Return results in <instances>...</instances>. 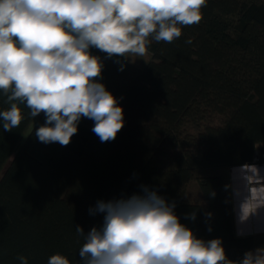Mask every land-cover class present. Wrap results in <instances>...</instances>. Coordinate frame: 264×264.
Wrapping results in <instances>:
<instances>
[{
    "label": "trees",
    "instance_id": "16d2710c",
    "mask_svg": "<svg viewBox=\"0 0 264 264\" xmlns=\"http://www.w3.org/2000/svg\"><path fill=\"white\" fill-rule=\"evenodd\" d=\"M201 11V22L182 27L174 42L153 41L143 69L104 60L100 82L124 112L114 141L101 143L94 122L82 118L69 145L41 143L35 129L45 117L31 118L23 104L19 128L0 124V264H20L21 255L47 264L54 254L81 264L76 226L85 234L99 228L104 214L89 209L142 194L141 185L175 201L181 223L198 238H221L229 259L264 247V234L237 235L225 175L200 176L203 200H185L198 169L253 164L264 143V0H207ZM5 100L0 93V111L9 107ZM192 212L196 220L185 219ZM206 212L213 213L207 223Z\"/></svg>",
    "mask_w": 264,
    "mask_h": 264
},
{
    "label": "clouds",
    "instance_id": "9594fccd",
    "mask_svg": "<svg viewBox=\"0 0 264 264\" xmlns=\"http://www.w3.org/2000/svg\"><path fill=\"white\" fill-rule=\"evenodd\" d=\"M206 6L207 0H0V93L9 105L0 111L3 131L19 128L23 104L31 118L45 117L35 129L41 143L69 145L82 118L94 122L91 130L101 143L114 141L124 112L100 82L104 60L146 57L153 41L172 43L182 27L199 24ZM141 189L89 209L103 213V223L87 234L76 226L84 240L81 264H264V247L229 259L221 238H198L181 223L175 201L147 185ZM224 190L230 191L238 236L249 234L253 220L258 230L264 226V174L256 164L234 167ZM212 216L206 212L205 222ZM185 219L195 221L196 212ZM17 259L28 264L23 255ZM47 264L70 260L54 254Z\"/></svg>",
    "mask_w": 264,
    "mask_h": 264
},
{
    "label": "rangeland",
    "instance_id": "374dc122",
    "mask_svg": "<svg viewBox=\"0 0 264 264\" xmlns=\"http://www.w3.org/2000/svg\"><path fill=\"white\" fill-rule=\"evenodd\" d=\"M36 122V119L30 124L29 128L25 131V134L23 138L21 139L20 144L24 142L26 139L28 133L32 129L34 123ZM259 168L262 170V174H264V143L259 144L258 151L256 153V158H255V163ZM234 167H223V168H207V169H198L195 173V178L190 180L186 187H185V200L189 202H197V201H202L203 200V193L198 181V178L203 175L207 174H220V175H225L228 179V183H230V175H231V170ZM230 195V191H229ZM235 223H236V230H237V218L235 214ZM249 234L243 235V236H249V235H254V236H259L261 234H264V228L261 227L259 230L257 228V222L253 220L250 224L249 227Z\"/></svg>",
    "mask_w": 264,
    "mask_h": 264
},
{
    "label": "crops",
    "instance_id": "0c3cea01",
    "mask_svg": "<svg viewBox=\"0 0 264 264\" xmlns=\"http://www.w3.org/2000/svg\"><path fill=\"white\" fill-rule=\"evenodd\" d=\"M153 54L152 52L149 50L148 51V55L142 59L140 58H136V57H130V59L132 60H128L129 62H131L133 65L137 66L138 68H144L148 62L152 59Z\"/></svg>",
    "mask_w": 264,
    "mask_h": 264
},
{
    "label": "water",
    "instance_id": "95a60500",
    "mask_svg": "<svg viewBox=\"0 0 264 264\" xmlns=\"http://www.w3.org/2000/svg\"><path fill=\"white\" fill-rule=\"evenodd\" d=\"M240 166V165H239ZM234 167H238V166H234Z\"/></svg>",
    "mask_w": 264,
    "mask_h": 264
},
{
    "label": "bare ground",
    "instance_id": "6f19581e",
    "mask_svg": "<svg viewBox=\"0 0 264 264\" xmlns=\"http://www.w3.org/2000/svg\"><path fill=\"white\" fill-rule=\"evenodd\" d=\"M259 167V166H258ZM264 228V226H262Z\"/></svg>",
    "mask_w": 264,
    "mask_h": 264
}]
</instances>
